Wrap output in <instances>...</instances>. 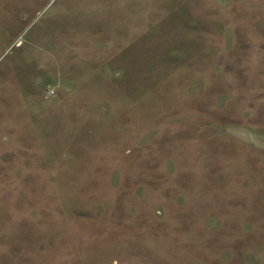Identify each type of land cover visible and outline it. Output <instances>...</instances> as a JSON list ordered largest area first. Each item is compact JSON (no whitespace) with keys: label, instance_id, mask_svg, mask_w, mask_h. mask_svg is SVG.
Here are the masks:
<instances>
[{"label":"rangeland","instance_id":"rangeland-1","mask_svg":"<svg viewBox=\"0 0 264 264\" xmlns=\"http://www.w3.org/2000/svg\"><path fill=\"white\" fill-rule=\"evenodd\" d=\"M264 0H0V264H264Z\"/></svg>","mask_w":264,"mask_h":264},{"label":"crops","instance_id":"crops-1","mask_svg":"<svg viewBox=\"0 0 264 264\" xmlns=\"http://www.w3.org/2000/svg\"><path fill=\"white\" fill-rule=\"evenodd\" d=\"M258 141H259V142H263V141H264V139H263V138H261V139H259Z\"/></svg>","mask_w":264,"mask_h":264}]
</instances>
